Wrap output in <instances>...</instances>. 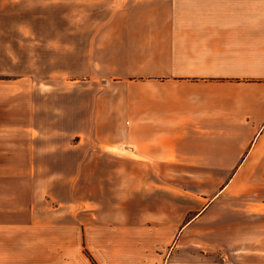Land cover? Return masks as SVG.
Segmentation results:
<instances>
[{"label": "crops", "instance_id": "obj_1", "mask_svg": "<svg viewBox=\"0 0 264 264\" xmlns=\"http://www.w3.org/2000/svg\"><path fill=\"white\" fill-rule=\"evenodd\" d=\"M0 113V264H161L226 195L264 200V0H0Z\"/></svg>", "mask_w": 264, "mask_h": 264}, {"label": "rangeland", "instance_id": "obj_2", "mask_svg": "<svg viewBox=\"0 0 264 264\" xmlns=\"http://www.w3.org/2000/svg\"><path fill=\"white\" fill-rule=\"evenodd\" d=\"M23 12L24 10L21 9V13ZM19 18L21 20L25 19L24 21H26L27 15L21 14ZM13 135L14 129L0 128V152L7 151L11 148V142H7V150H4V143L2 141L4 138H11ZM21 136H25V134H21ZM3 162L5 161L0 160V167ZM67 168L68 174L64 177L67 185L63 188H55L54 194L62 198L63 202L65 201L66 203L70 202L72 200L71 198L76 195L78 198L88 197L90 195V186L80 182L81 177L73 175V170L70 169V163L68 161ZM1 171L0 204L3 205L4 198L10 194V190L7 191L6 189H11V184L4 182L5 175H2ZM84 178L86 179L87 177ZM89 178L91 177L89 176ZM104 180H106V176L101 177V187H106ZM76 184L82 187L78 190L70 187ZM12 187L16 191H19L18 186L12 185ZM20 187V191H23V186ZM71 189L76 190V192ZM53 198L56 199V196ZM223 200V205L213 213V217H215L214 219L217 223H204L198 228V231H212L214 238L181 239L179 237L176 240L164 241V247L160 251L162 256H157L161 260V264H170L173 252L179 250L181 251L179 263L183 264H264V200L253 197L251 194H229ZM245 202H250V204ZM57 206V201L54 200L53 208ZM61 207V215L67 217L72 215L76 216V219L84 222V227L91 222L93 217L91 212L94 214H104L101 215V218L104 220L108 216V208L101 209V212L95 213L96 210L92 211L91 209L72 207L71 205L64 206L62 204ZM132 210L134 211V209ZM128 212L130 213L131 209H128ZM0 216L3 219L9 215L1 212ZM96 216L94 218L97 220ZM14 242L25 245L28 241L27 239H20ZM0 246H12V241L0 238ZM86 246L87 243L84 241V247ZM89 246L90 244L88 243Z\"/></svg>", "mask_w": 264, "mask_h": 264}]
</instances>
